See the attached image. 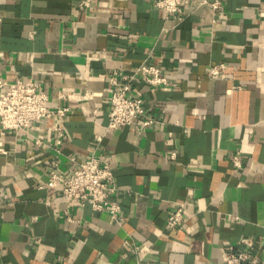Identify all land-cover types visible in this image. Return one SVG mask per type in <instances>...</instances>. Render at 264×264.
<instances>
[{"label":"crops","instance_id":"0c3cea01","mask_svg":"<svg viewBox=\"0 0 264 264\" xmlns=\"http://www.w3.org/2000/svg\"><path fill=\"white\" fill-rule=\"evenodd\" d=\"M198 1L180 18L155 0H0V77L37 79L50 105L70 106L33 121L34 136L0 123V264H227L247 247L264 261V0ZM143 60L168 77L132 90L155 123L110 130L109 76ZM94 150L113 165L121 222L60 196L61 184L40 186Z\"/></svg>","mask_w":264,"mask_h":264},{"label":"built area","instance_id":"2783aa9c","mask_svg":"<svg viewBox=\"0 0 264 264\" xmlns=\"http://www.w3.org/2000/svg\"><path fill=\"white\" fill-rule=\"evenodd\" d=\"M94 0H79L82 8H88ZM188 0H155V6L160 8L165 17L173 12L182 18L185 15V4ZM210 4L212 9L218 10L222 7V0H200L198 4ZM3 15L0 12V21ZM34 30L32 31V33ZM224 64L216 63L209 67V75L216 76L222 72ZM143 79L150 85L165 84L168 77L158 63L143 60L130 70L115 69L109 76L111 88L108 129L113 130L125 125L134 124L136 127H147L155 123V118L148 113L146 101L141 92L132 93L134 83L137 79ZM58 96L66 98V93L59 91ZM49 93L44 89L41 81L37 79L17 78L8 81L0 77V123L1 129H16L34 136L31 132L32 123L35 120L45 117L58 116L65 119L70 106L60 104L52 106L49 104ZM54 129L58 135L56 143L61 144L65 134L64 124L55 125ZM170 134H172L170 132ZM103 133H97L93 141L96 149L102 144ZM38 144L44 141L36 137ZM59 149V148H58ZM94 150L90 157L78 161L72 171L63 176L57 169H53L49 178L40 183V186H54L61 184L59 195L76 199L81 205L90 203L98 210L111 213L117 221L124 219L122 206L119 199V185L116 182L113 165L111 161ZM175 153H173L174 156ZM234 167L242 165L240 155L233 156ZM186 210L185 203L180 202L171 211L168 217V224L179 225ZM68 219H73L69 209L65 210ZM241 241L250 246L253 240L249 236H243ZM227 264H264L259 254L251 248L230 250L226 254Z\"/></svg>","mask_w":264,"mask_h":264}]
</instances>
